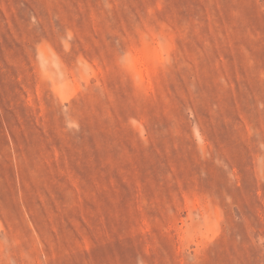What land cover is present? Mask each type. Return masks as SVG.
Wrapping results in <instances>:
<instances>
[{
	"label": "rangeland",
	"instance_id": "rangeland-1",
	"mask_svg": "<svg viewBox=\"0 0 264 264\" xmlns=\"http://www.w3.org/2000/svg\"><path fill=\"white\" fill-rule=\"evenodd\" d=\"M0 264H264V0H0Z\"/></svg>",
	"mask_w": 264,
	"mask_h": 264
}]
</instances>
